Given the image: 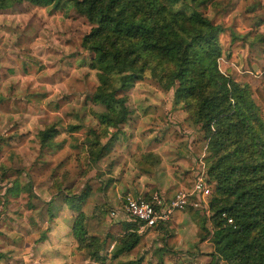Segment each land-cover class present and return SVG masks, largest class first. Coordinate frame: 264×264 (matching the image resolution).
<instances>
[{
	"label": "rangeland",
	"instance_id": "rangeland-1",
	"mask_svg": "<svg viewBox=\"0 0 264 264\" xmlns=\"http://www.w3.org/2000/svg\"><path fill=\"white\" fill-rule=\"evenodd\" d=\"M246 5V0H212L197 9L235 29L239 14L244 20L252 16ZM91 28L70 7L55 10L25 2L0 10L1 264H116L110 259L114 239L124 228L138 225L123 211L125 196L162 194L155 188L144 193L147 178L140 183L144 187L134 189L138 177L157 175L156 167L164 164L174 174L182 171L178 164L188 169L200 161L205 165L206 141L200 127L180 105H173V91H163L149 75L120 92L129 110L127 121L118 130H108L100 139L108 146L106 155L97 164L90 161L87 132L100 131L95 114L104 111L91 100L97 75L89 66L92 54L81 47ZM69 126L80 129L69 133ZM50 127L58 134L42 146L39 133ZM138 154L151 156L146 160L153 164L152 173L140 170L134 160ZM74 207L86 216L88 234L105 240L103 263L78 250L72 234L78 216ZM182 212L195 213L190 224L181 221L175 227L169 223L148 230L119 260L212 264L209 210Z\"/></svg>",
	"mask_w": 264,
	"mask_h": 264
},
{
	"label": "trees",
	"instance_id": "trees-1",
	"mask_svg": "<svg viewBox=\"0 0 264 264\" xmlns=\"http://www.w3.org/2000/svg\"><path fill=\"white\" fill-rule=\"evenodd\" d=\"M209 1L0 0V10L25 2L55 10L70 7L92 26L81 47L92 54L89 66L97 75L91 100L104 108L95 114L100 131L89 129L85 141L93 164L107 153L108 146L100 139L109 129L118 130L129 116L120 92L146 75L163 91L172 90L173 105L184 109L206 141V175L213 184L211 263L264 264V75L252 87L223 71L220 36L226 29L197 9ZM237 39L232 33L231 43ZM79 129L69 126L67 131ZM57 134L55 127L40 132L42 146H48ZM146 158L134 156L140 170L152 173L153 164ZM74 210L78 216L72 234L78 250L87 251L93 262L103 263L107 256L100 253L105 240L89 235L86 216L78 207ZM140 240L136 231L127 229L114 239L110 259L116 264H142L141 259L119 260ZM4 257L0 253V264Z\"/></svg>",
	"mask_w": 264,
	"mask_h": 264
},
{
	"label": "crops",
	"instance_id": "crops-1",
	"mask_svg": "<svg viewBox=\"0 0 264 264\" xmlns=\"http://www.w3.org/2000/svg\"><path fill=\"white\" fill-rule=\"evenodd\" d=\"M246 3L247 5L245 7L251 9L252 12H250L252 16L244 20L241 19V15L239 14L237 17L239 19L235 21L237 25L235 29H232L231 24L225 26L226 31L221 37L225 42L222 40H220V42L223 49L224 43H228V46L224 49L225 56L222 57L221 62L223 63V68L226 69L224 72L231 76L236 82L242 84L246 83L250 84L252 87H256L262 82L261 79L264 75V0H246ZM219 23L226 25L228 22L223 21ZM232 33L239 37V39L233 43H231ZM226 55H228V57H226ZM199 163L193 166L190 164L191 168L189 169L186 168V165L178 164L177 167L181 168L182 171L180 170L179 173L176 174L168 169V165L166 167L165 164L159 165L156 167V169L159 170L157 175L150 174V177L139 176L138 178L140 180L134 184L133 188L135 189V186L138 185L144 187V185L140 183L142 179L147 178L149 180V184H147L149 187L143 188L145 190L144 193H148L150 188H155L154 191H159L164 195L168 193L170 198L179 190L190 192L194 184L196 171L199 168ZM166 169L167 171H165ZM155 177H157L156 180H154ZM124 178L128 179V176L125 175ZM194 214L195 213L187 214L182 211H176L172 214L168 223L160 226H167V224L172 223V227H175V222L181 221H187L190 224ZM157 227L141 231L139 225H137L136 228L126 227L124 230L133 229L137 234L142 236L148 230Z\"/></svg>",
	"mask_w": 264,
	"mask_h": 264
},
{
	"label": "built area",
	"instance_id": "built-area-1",
	"mask_svg": "<svg viewBox=\"0 0 264 264\" xmlns=\"http://www.w3.org/2000/svg\"><path fill=\"white\" fill-rule=\"evenodd\" d=\"M211 196L212 184L208 181L206 167L201 162L190 192L179 190L170 198H165L159 193H154L148 198L128 194L123 201V211L139 225L141 231H144L165 225L176 211L209 210ZM112 216L115 214L112 213ZM228 223H231V220H228Z\"/></svg>",
	"mask_w": 264,
	"mask_h": 264
}]
</instances>
